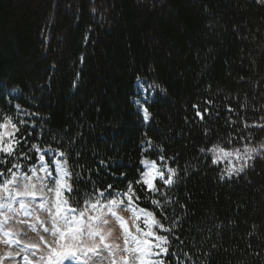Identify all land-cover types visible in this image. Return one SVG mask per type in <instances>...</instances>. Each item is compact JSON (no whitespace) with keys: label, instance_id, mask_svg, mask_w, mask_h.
Here are the masks:
<instances>
[{"label":"trees","instance_id":"16d2710c","mask_svg":"<svg viewBox=\"0 0 264 264\" xmlns=\"http://www.w3.org/2000/svg\"><path fill=\"white\" fill-rule=\"evenodd\" d=\"M0 116L21 141L0 152V187L52 155L77 213L132 183L136 208L169 229L156 225L163 264H264L259 0H0ZM216 145L251 159L228 176ZM143 160L165 179L174 168L173 183L142 191Z\"/></svg>","mask_w":264,"mask_h":264},{"label":"rangeland","instance_id":"374dc122","mask_svg":"<svg viewBox=\"0 0 264 264\" xmlns=\"http://www.w3.org/2000/svg\"><path fill=\"white\" fill-rule=\"evenodd\" d=\"M138 91L140 97L135 104L138 111L144 115V103L148 101V95L141 84L138 86ZM4 122V116H0V124ZM12 131L11 125H9L8 129L0 128V134ZM3 138L4 140L12 139V137L7 135ZM40 156L38 164L31 167L28 171H24L21 168L17 169L12 176V182L7 184V192H5L4 186L0 187V264H57L58 258L54 254V249L63 251L64 249L61 248V245L72 243L71 238L58 240V235L53 236L51 232L45 231L46 228L50 229L53 223L52 214L55 211L53 194L48 193L47 188H45V195L42 197L39 194L40 184L37 178L46 176V173L41 170L42 165H47L49 171L56 169L57 165L52 163V161L58 160V158L52 155L45 157L44 155L45 160L42 162ZM248 159V155H245V152L241 153L240 159H237L235 155L226 157L221 153L217 163L224 167L228 176H234L238 172L237 169L241 168ZM60 164L64 167L62 162ZM156 167L162 171L159 165L156 164ZM149 168L150 165L147 166L145 172H148ZM33 169L36 170L35 173H33ZM52 175L59 177L60 173L59 171H53ZM29 177L31 178L30 180ZM64 179L67 181L68 176H65ZM158 180L159 177L156 176L155 182ZM30 185H36V188L32 189ZM27 191H37L38 194L35 197L23 195ZM65 192L63 193L64 196ZM18 193L21 194L18 195ZM21 203L25 206L21 207ZM6 205H10V207ZM41 205H44V207H41ZM133 208L136 209L135 214H133L131 209L123 210L124 205H120L117 209V215L127 221V230L120 222L113 223L114 218L110 214L105 217L109 220V223L102 225L101 236L104 237V241L100 245L101 253L99 257V259L103 260V264H125V260H127V264H140L137 257L142 253L136 250L138 240H150L152 252L159 253V255H148L147 251H145L143 253L145 255V264H159L162 261L161 257L164 252H161L160 248L154 247V245L161 244V242L155 240L154 237L144 235L149 230V226L144 223L146 213L139 211L135 203ZM98 214L93 212L89 215ZM148 219L151 223V218ZM59 224L62 227L64 221L59 220ZM137 227L143 231H137ZM156 229V225L152 224L151 230L155 233ZM134 237L138 238V240L134 239ZM84 239L91 246L94 241L100 240V236L89 237L86 232ZM105 245H110L111 247L105 248ZM161 246L165 248V244H161ZM142 247L147 249L150 245H142ZM86 260L87 257L81 256L79 260L65 259L63 264H85Z\"/></svg>","mask_w":264,"mask_h":264},{"label":"snow or ice","instance_id":"6c2138e0","mask_svg":"<svg viewBox=\"0 0 264 264\" xmlns=\"http://www.w3.org/2000/svg\"><path fill=\"white\" fill-rule=\"evenodd\" d=\"M259 2L264 3V0H259ZM17 107H19L17 105ZM231 111V109H229ZM199 115V113H198ZM144 119L145 121L148 120V110L144 109ZM4 123L0 124V128L8 129L9 125H11V128L13 129L12 132H6L3 134H0V152H4L7 155L11 156L15 152V149L13 148V144H20L21 141L18 139H15V132H18L20 129L16 126V124L12 123L11 117H4ZM20 123L23 124L25 121L20 120ZM7 135L9 137H12V139L4 140V136ZM231 141H229L230 143ZM32 148L36 149L37 152L40 151L39 147L35 144L32 145ZM203 152L204 149H201ZM210 151L214 154L213 163H216L219 159V154H223V156H233L235 155L237 159L241 158L240 149H235L232 152L226 151L223 147L216 145L215 147L211 148ZM255 151V149H253ZM60 155H64L63 153H60ZM245 155H248V150L245 149ZM248 158L251 159V156L248 155ZM163 159V157H161ZM40 160L43 162L45 160L44 155L40 156ZM5 161L0 160V163H4ZM52 163H55L57 165L56 169H52L49 171V167L47 165H42L41 170L46 173V176L38 177V182L40 184L39 188V194L43 197L45 195L44 189L47 188L48 193L53 194V203L55 211L52 214V227L46 228V232H51L53 236L58 235V240H68L71 238L72 243L71 244H64L61 245V248H63V251H56L54 249V254L57 256V264H63V261L65 259H77L79 260L81 256L87 257V260L85 261V264H103V260L99 259L101 248L100 245L104 241V237L101 236V232L103 231L102 225H107L109 223V220L105 217L110 214L112 218H114L113 223L120 222L121 225L127 230V221H124L123 217L117 215V209L120 207V205H124L123 210H129L131 209L133 211V214H135L136 209L133 208V204L136 200L140 199V196L136 194V191L133 189L132 183H128L127 188L123 192H117L113 196L112 193H108L107 196H105L104 192H98L97 197L94 202L89 201L88 206L84 209L80 210L77 213V209L74 207H71L68 204V198L63 195V193L66 191L68 193H71L73 191L72 184L68 183L64 179L65 176L71 177V173H68L63 166H61L60 161L54 160ZM67 161H64V164H66ZM142 164L145 166H149V171L144 172L142 180H137L136 184H141L146 186L145 189H142V191L146 192H161V187H157V184L155 182L156 176L159 177V180L162 181V185H171L173 183L172 176L176 174V170L174 168H168L167 165H165V168L167 169V172L170 174L167 179H165V173L163 171H160L156 167V161H148L143 160L141 161ZM33 173H35V169L32 170ZM53 171H59L60 176L56 177L53 176ZM237 171H243V167L237 169ZM231 174V173H230ZM3 173H0V176H2ZM49 178H51L49 180ZM31 178L29 177V180ZM12 181L6 180L4 182V190L7 192V184L11 183ZM51 184V186H49ZM32 189L36 188V185H30ZM111 188V185L108 186ZM21 193H18L20 195ZM37 191H27L23 193V195H28L35 197L37 195ZM105 201L104 203H101V201ZM152 203L156 205L157 208L160 207L159 200L153 199ZM7 207H10V205H6ZM25 205L21 203V207H24ZM41 207H44V205H41ZM141 212L146 213V219L144 220V223L149 226V230L144 233L147 237H154L155 240L160 241L161 244L168 243V237L162 236V235H156L151 230V225L155 224L159 229H163L164 231H169V229H165L162 224H160L159 221L155 220L154 213L151 211H148L147 209H140ZM90 212L99 213L98 215H89ZM87 217V219H85ZM59 218V219H57ZM151 218V223L149 222V219ZM59 220H63L64 224L61 227L59 224ZM137 231H143L139 227H137ZM87 232V235L89 237H95L100 236L99 241H94L91 246H89L84 239L85 233ZM43 239V237H41ZM137 239L138 238H135ZM55 243V242H54ZM161 244H156L154 247L160 248L161 252L168 253V249L161 246ZM142 245H150L147 249L142 247ZM110 245H105V248H110ZM137 251L141 252L142 254L137 257L139 259L140 264H145V255L143 253L147 251L148 255H159V253L152 252L151 250V241L150 240H144L139 241L137 243ZM91 253V255H89ZM125 264H127V260H125ZM159 264H163V262H159Z\"/></svg>","mask_w":264,"mask_h":264}]
</instances>
